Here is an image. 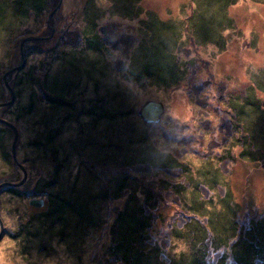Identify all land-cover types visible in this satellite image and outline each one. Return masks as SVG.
<instances>
[{"label": "rangeland", "instance_id": "rangeland-1", "mask_svg": "<svg viewBox=\"0 0 264 264\" xmlns=\"http://www.w3.org/2000/svg\"><path fill=\"white\" fill-rule=\"evenodd\" d=\"M36 3L39 13L0 0V103L9 100L2 83L17 92V104L0 109V118L16 127V159L27 171L25 188L0 190V264H125L112 250L125 208L149 223L148 241H137L147 251L140 264H189L193 253L199 258L202 252L206 264H231L223 245L215 248L206 236L203 243L211 246L197 249L195 237L207 233L203 214L211 209L216 240L231 218L247 230L264 217V119L247 105L254 96L264 103V81L255 87L250 79L264 75V0H59L52 16V0ZM128 36L135 42H122ZM161 46L176 55L181 71L183 53H192L188 59L197 70L190 80L188 71L190 82H181V92L175 82L147 87L138 75L122 81L120 66L135 56L144 62ZM22 58L23 70L9 74ZM78 59L82 70L87 62L96 67V78L107 72L99 81V113L111 112L116 120L97 124L80 112L92 84L83 78L72 87ZM48 77L67 78L77 104L49 109L42 85ZM200 80L213 83L212 96ZM147 101L164 105L158 123L139 118ZM92 123V130L84 126ZM12 140L11 129L0 124V184L22 178L12 161ZM59 195L71 204L61 214L49 211L53 198L61 207ZM33 198L44 205L30 206ZM188 217L193 225L201 222L202 229L189 227L195 236L181 228ZM25 232L35 236L25 240ZM155 246L161 251L149 254Z\"/></svg>", "mask_w": 264, "mask_h": 264}, {"label": "trees", "instance_id": "trees-1", "mask_svg": "<svg viewBox=\"0 0 264 264\" xmlns=\"http://www.w3.org/2000/svg\"><path fill=\"white\" fill-rule=\"evenodd\" d=\"M10 1L13 4V6H18V5L20 6V5L25 4V5L29 6L33 11H36L37 13H39L42 9V7L40 8L39 4L36 3V0H10ZM46 1H47V3H49V0H44V4L46 3ZM51 5H52V9L50 8L49 13L53 12V14L55 15L60 9L59 0H54V1L52 0ZM45 6H46V4H45ZM164 26H167V24H164L163 26H161L160 24L156 25V27H159V28L164 27ZM149 27L151 29L153 27V25L151 24ZM51 28L52 27L49 26V23H48L47 30H49V33L51 31L50 30ZM122 42H126L129 45L130 42H133V43L135 42V38L130 37V39H129V36H128L127 41H125V40H123V37H122ZM123 47L125 48V46H123ZM162 48L165 49L164 47L161 46V48H156V52H154V54H152V55L147 54V56H145V60L146 59H148V60L144 61L145 63L140 59L138 61L136 59V56H135L133 58V60L127 65V67L124 65L120 66L119 73H117V74L123 78V80H122L123 82H127L130 79L133 80V76L138 75L139 77H141L140 78V79H142L141 81L145 85L147 84V87H150V86L152 87L153 85H158L160 83H165L168 85V84H172L175 82V84L172 87L175 90H178V92H181V89H180V86L182 85L181 82L183 81V84L185 86H187L188 83L190 82L189 80L192 76L191 73H193V72L196 73V70H197V69L193 68V65L191 66V64H195V63H191V61L193 59H191V60L188 59L190 57V55H192V53L189 55H187L186 53H183L184 59H185L184 60L185 61V69L181 71L179 68L180 63H179V60L176 57V55L172 54V51H169L167 49H166V52H164V51H162L163 50ZM181 48H182V44H181ZM103 49H105V47ZM183 50L184 49H181V51H183ZM186 51H188V50H186ZM141 57H142V55H141ZM195 57H196V60L199 59V57L197 55ZM79 62H80V59H78V61L75 60V62L73 63V64H75V65H73L75 67V69L78 68L79 70H76V71L73 70L70 72V75L75 72V77L73 79H71L73 82L72 87L74 89H77L78 86H80V82L83 80V78H85V80L86 79L90 80L89 83L92 84L91 89H90L92 94H89V96L87 98L89 100L86 101L87 107L85 109H81L80 112L81 113L84 112L85 114H87V116L92 118L94 122H97V124L101 121L102 118L116 120L118 118V115H113V114H111V112L110 113L105 112V114L99 113L101 108L104 107L103 104H100V103H102L101 102L102 100L100 97V91L102 88L104 89V86L102 85V82H99V81L102 79L108 78L107 72L105 73V75H106V78H105V76H103L104 74H102L103 69L99 68L97 73L99 75H102L103 78H101V79L96 78V77H94L95 72L92 71L93 69H96V67L90 66L87 62V66L89 65L90 67L85 66L84 68L86 70H82L80 68L82 65L80 66ZM164 67L166 68V70L164 69ZM62 68L63 67H60V69H62ZM257 70L260 73H262L261 67ZM66 71H68V68L63 69L62 73L66 72ZM188 71H190L189 80H188V78H186L188 76V74H187ZM117 79H118L117 82H112V89L118 90V82L120 80H119V78H117ZM151 79H155L156 82H152L149 84V81ZM176 79L178 80V82H176ZM250 79L253 80V84L256 87L257 84L261 82V80H262V82L264 81V75H261V74H257L256 76L251 75ZM109 80H111V79H109ZM262 82L260 84H262ZM48 83H51L52 86H49ZM199 83L202 85H205V89L207 91H209L208 94H210V90L212 91L211 86L213 83L204 82V80L203 81L200 80ZM208 83L210 85H207ZM194 84H197V83L194 82ZM260 84H258V85H260ZM42 85L43 86L45 85L44 86L45 91H44L43 95H44V98L47 100V106H49V109H51V110L55 111V110L59 109V107H61L63 104L64 105H71V104L75 105L79 101L78 99L74 100V98L77 96L76 95L73 96V92L72 93L68 92L70 89H69V87H67V85H70V83L68 82L67 78L63 77L61 80L60 79L56 80V78L54 80H51V77H48L47 78V84L43 83ZM220 85H222V84H220ZM60 87L65 88V89L68 88V89H66V93L61 91L62 88H60ZM222 87H223V85H222ZM182 90L184 91L185 89L183 88ZM67 93H69V94H67ZM117 93H121V92H117ZM210 95L212 96V94H210ZM227 95L228 94H226V96ZM108 96H109L110 100L114 99V97H113L114 95H112V96L108 95ZM31 99H32V97H31ZM45 99H44V101H45ZM207 99L210 100L211 103L214 101L213 97H210V96H207ZM214 104L220 105L218 100H215ZM222 104H223V102H222ZM84 105H86V103H84ZM227 105H228V102H227V104L225 102L226 108H227ZM247 105L250 106L249 109H250V111L253 112L254 115L258 114V117H261L262 119H264V103L261 104V100L258 97L254 96L251 105L250 104H247ZM30 109H31V107H30ZM227 111H228V108H227ZM234 111H235V108H233V112ZM239 115H242V114H239ZM127 116H129V115H127ZM176 122H178V121H176ZM84 126L86 128H88L89 130H92L95 128L96 124L92 123V125H84ZM48 138L51 139L52 135H49ZM137 166H138V168H142V169L143 168L144 169H147V168L153 169L154 168L151 165L144 166V165L138 164ZM133 167H135V166H133ZM151 169H148V171L150 172ZM151 194H152V192H151ZM55 200L56 199L53 198V202L51 203V207L49 209V211H51V212L54 211L55 213L61 214V211H63L64 207L71 205L69 201L65 200L64 198H61L60 195L58 196V200H61V207H59L54 202ZM211 210L209 211V213L211 212ZM209 213L203 214V216H205V218L203 220V228H204V231L207 230V233H205V234L197 233L196 234L195 238H197V240H199V242L197 243V245H198L197 249H199V247H200V249H203V248H205V246L210 247L211 244L215 248L223 245L228 250V253H226L224 255V258L226 260V257L228 255H230L231 264H264V217L255 221L253 223L251 229L248 228L247 230L238 229L239 227L236 226L232 222V221H234V219L231 218L230 221L228 222L229 226L224 228L223 236H220L216 240L215 239L216 238L215 233L211 228L212 217L208 215ZM233 216H235V214H233ZM149 218H150V216H148V219ZM58 219H61L60 215H59V218L57 217V220ZM190 219H191V217H188L187 221H189ZM118 226H121V229H120V231L117 232V234H118L117 236L119 238V239L117 238L118 242L116 243L115 247L113 246V249H112V250H115L114 254L119 253L120 259H123L125 264H140L139 263V259H140L139 257H142V254L145 252V249H143V247L139 246L137 241H140L141 244H145L146 240L148 241L147 237H148L149 223L147 221V216H144V218H143L141 216V214H139L136 209H134L133 211H130L129 209L126 210V208H125L123 211H121L120 215H118ZM189 227H193L195 229H202L200 221L195 222V225H193L189 221L188 223L184 224L181 228H183L184 231H188V232H191L193 234V231L192 230L190 231ZM174 230L176 231L177 228H175ZM179 231H176L177 232L176 234H179ZM201 231H203V230H201ZM245 231H247V232H245ZM61 232H62L61 230L58 231V233H61ZM213 233H214V235H212ZM25 234H26L25 240H29L30 237L35 236V232L34 233L25 232ZM206 236L207 237L210 236L211 244H209V245H205L206 243L205 244L203 243V240L206 239ZM128 242H130L131 244ZM159 251H161V250H158V247L155 246V248L149 254H153V253L157 254ZM128 253H129V255H127ZM205 256H206V253L202 252V254L199 256V258H195V253H193V255H191L189 257L188 262H189V264H206L205 259H204ZM147 261H149L148 258H147Z\"/></svg>", "mask_w": 264, "mask_h": 264}, {"label": "water", "instance_id": "water-1", "mask_svg": "<svg viewBox=\"0 0 264 264\" xmlns=\"http://www.w3.org/2000/svg\"><path fill=\"white\" fill-rule=\"evenodd\" d=\"M52 14H53V12H51L49 16H51ZM24 41H28V40L25 39V40H23V42ZM23 42H21V45ZM21 45H20V47H21ZM23 67H24V62H23V58H22L21 65L14 68V69H11L9 71V74H12L16 70L22 69ZM163 110H164V108H163L162 103L156 102V101H147L146 103H144L141 106L138 115L147 123H157L159 120V117L163 113ZM0 123L4 124L8 128H10L12 133H13V140H12V144H11V157H12L13 163L22 172V179L18 183H16V184H14V183H2V184H0V188L5 187V186L18 187L26 181V170L22 167V165L17 163L16 154H15V146H16L17 139H18V133H17L16 128L11 123L4 121L3 119H0ZM29 205L32 207H35V208H40L43 206V201L33 199V200L29 201ZM2 232H3V227H2V224L0 222V238L2 236Z\"/></svg>", "mask_w": 264, "mask_h": 264}, {"label": "bare ground", "instance_id": "bare-ground-1", "mask_svg": "<svg viewBox=\"0 0 264 264\" xmlns=\"http://www.w3.org/2000/svg\"><path fill=\"white\" fill-rule=\"evenodd\" d=\"M23 69L16 70V72L22 71ZM3 89L6 92V95L9 97V100L0 103V109L7 108L8 110L15 106L17 104V92L13 90L11 87L6 85L5 83H2ZM32 99L27 103V110L30 109L32 103ZM2 119V118H0ZM5 121V119H4ZM16 128V127H15Z\"/></svg>", "mask_w": 264, "mask_h": 264}, {"label": "flooded vegetation", "instance_id": "flooded-vegetation-1", "mask_svg": "<svg viewBox=\"0 0 264 264\" xmlns=\"http://www.w3.org/2000/svg\"><path fill=\"white\" fill-rule=\"evenodd\" d=\"M26 185H27V181H25L22 185H20L18 187L6 186L5 188H1V189L8 190V191L11 190V189H13V190H20L22 188H25ZM33 186H34L33 188H35L36 183ZM3 233H4V230H3Z\"/></svg>", "mask_w": 264, "mask_h": 264}]
</instances>
